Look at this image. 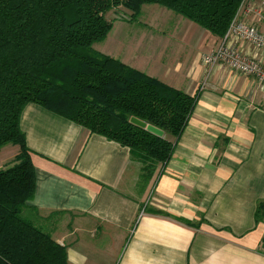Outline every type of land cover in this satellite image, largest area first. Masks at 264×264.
Returning <instances> with one entry per match:
<instances>
[{"label":"crops","instance_id":"crops-1","mask_svg":"<svg viewBox=\"0 0 264 264\" xmlns=\"http://www.w3.org/2000/svg\"><path fill=\"white\" fill-rule=\"evenodd\" d=\"M248 1L264 16V0ZM147 10L174 22L177 43L172 33L164 41L115 29L114 21L92 46L197 95L171 157L141 179L128 147L29 102L20 127L35 191L22 216L66 247L68 264H264V220L254 219L264 199V89L223 66L212 67L202 86L201 55L220 38L158 4ZM242 19L264 31V18ZM18 150L0 148V169Z\"/></svg>","mask_w":264,"mask_h":264},{"label":"trees","instance_id":"trees-1","mask_svg":"<svg viewBox=\"0 0 264 264\" xmlns=\"http://www.w3.org/2000/svg\"><path fill=\"white\" fill-rule=\"evenodd\" d=\"M241 2L0 0V148L19 147L15 162L0 169V264H68L66 247L22 216L35 191L31 150L20 127L27 103L128 147L144 180L171 157L194 109L196 94L93 48L112 28L106 13L123 6L131 11L128 20L136 21L143 4H158L221 38ZM131 116L164 135L131 123ZM254 219L264 220V199Z\"/></svg>","mask_w":264,"mask_h":264},{"label":"built area","instance_id":"built-area-1","mask_svg":"<svg viewBox=\"0 0 264 264\" xmlns=\"http://www.w3.org/2000/svg\"><path fill=\"white\" fill-rule=\"evenodd\" d=\"M254 14L257 22L264 18L262 8L242 0L236 14L217 45L201 55L207 74L214 66H223L237 74L250 75L256 86L264 89V31L255 23L242 19Z\"/></svg>","mask_w":264,"mask_h":264},{"label":"rangeland","instance_id":"rangeland-1","mask_svg":"<svg viewBox=\"0 0 264 264\" xmlns=\"http://www.w3.org/2000/svg\"><path fill=\"white\" fill-rule=\"evenodd\" d=\"M248 1V0H247ZM151 4H144L142 7L137 20L136 21H129L128 18L131 14L127 8L121 6L118 8L117 11L110 10L106 13V17L112 22H114L115 29H124V30H146V34H154V37H159L162 40H166L169 38L170 34L172 33L171 30L175 27L173 21H169L163 15L154 14L151 17L148 13L147 7H150ZM157 5V4H156ZM160 9H166L160 5H158ZM167 10V9H166ZM171 14L172 18H179L181 17L178 14H175L171 10H168ZM113 26V25H112ZM174 41L177 43V36L174 35ZM101 41V40H100ZM94 45V44H93ZM96 46V45H95Z\"/></svg>","mask_w":264,"mask_h":264},{"label":"water","instance_id":"water-1","mask_svg":"<svg viewBox=\"0 0 264 264\" xmlns=\"http://www.w3.org/2000/svg\"><path fill=\"white\" fill-rule=\"evenodd\" d=\"M130 122L141 127V128H144L145 130L157 135V136H160L162 137L164 134H163V130L150 124V123H147L137 117H134V116H131L130 117Z\"/></svg>","mask_w":264,"mask_h":264}]
</instances>
